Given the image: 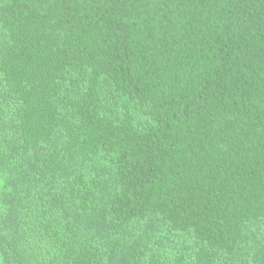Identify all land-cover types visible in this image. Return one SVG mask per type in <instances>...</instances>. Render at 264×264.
<instances>
[{"label":"trees","instance_id":"1","mask_svg":"<svg viewBox=\"0 0 264 264\" xmlns=\"http://www.w3.org/2000/svg\"><path fill=\"white\" fill-rule=\"evenodd\" d=\"M0 264H264V0H0Z\"/></svg>","mask_w":264,"mask_h":264},{"label":"rangeland","instance_id":"2","mask_svg":"<svg viewBox=\"0 0 264 264\" xmlns=\"http://www.w3.org/2000/svg\"><path fill=\"white\" fill-rule=\"evenodd\" d=\"M2 185H3V180L0 178V190H1Z\"/></svg>","mask_w":264,"mask_h":264}]
</instances>
